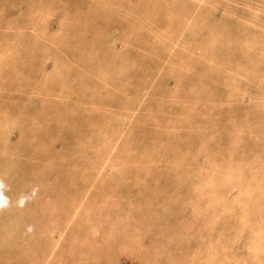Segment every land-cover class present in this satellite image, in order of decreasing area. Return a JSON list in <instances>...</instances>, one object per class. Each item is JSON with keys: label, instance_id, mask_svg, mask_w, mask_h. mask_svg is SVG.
I'll return each mask as SVG.
<instances>
[{"label": "rangeland", "instance_id": "374dc122", "mask_svg": "<svg viewBox=\"0 0 264 264\" xmlns=\"http://www.w3.org/2000/svg\"><path fill=\"white\" fill-rule=\"evenodd\" d=\"M0 264H264V0H0Z\"/></svg>", "mask_w": 264, "mask_h": 264}]
</instances>
